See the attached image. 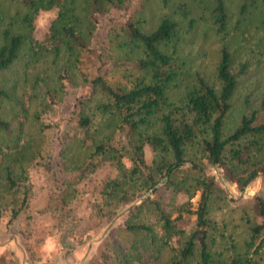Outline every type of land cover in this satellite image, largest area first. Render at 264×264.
Masks as SVG:
<instances>
[{"label": "trees", "instance_id": "trees-1", "mask_svg": "<svg viewBox=\"0 0 264 264\" xmlns=\"http://www.w3.org/2000/svg\"><path fill=\"white\" fill-rule=\"evenodd\" d=\"M9 1L24 8L20 23L25 29H1L0 74L18 57L26 41L32 47L36 18L46 12L44 39L54 56H64L58 75L61 85L71 81V69L77 67L90 87V93L76 101L66 119L67 131L71 130L75 137L81 134L76 140L85 150L79 162L65 161L61 141L58 162L72 177H52L63 194L57 197L55 187L49 191V199L56 202L51 208H60L67 199V185L78 183L104 160L110 161L118 174L102 184L99 200L91 204V215L110 219L131 204L121 223L123 232L131 238L121 250L113 249L114 260L99 259L94 263L264 264V196H251L249 208L241 210L246 233L241 246L228 235L229 243L219 248L217 239L225 235L217 230L209 211L212 195L223 190L214 175L203 172L205 165H213L224 181L235 183L238 189L257 174L264 176V99L254 107L243 104L230 116L232 94L239 76L246 72L248 60L234 62L232 51L222 42L211 74L193 72L183 90L171 96L169 90L174 80L185 75L177 53L180 35L188 32L196 20L188 16L184 3H178L177 10L162 14L153 28L143 30L130 8L133 0H85L86 17L76 14L75 0ZM256 2L240 0V12ZM160 4L170 8L171 0H160ZM204 5L209 8L213 30L225 33V0H204ZM110 10L115 14L108 15ZM99 14L107 16V22L99 28L106 30L109 45L122 55L106 61L100 47V53H91L93 62L84 68L80 52L93 50L87 44L92 37L90 18ZM258 23L264 27V6ZM103 62L120 69L119 79L107 80V65ZM56 91L47 92L52 104ZM5 96L7 92L0 85V97ZM4 124L0 118V126ZM145 144L152 150L150 164L143 156ZM3 170L0 189L12 197L4 202L0 212L11 222L24 213L29 187L26 176L14 174L6 164ZM159 179L173 195L186 196L174 208L175 215L163 207L157 195L155 184ZM133 185H137V190L151 189V194L132 204L137 197ZM196 191V206L190 208L186 203ZM188 218L189 226H181ZM6 225L0 230L5 231ZM64 234L62 229L58 235L60 243H66ZM163 249L168 254L161 259L159 253ZM12 257L14 264H18L13 252Z\"/></svg>", "mask_w": 264, "mask_h": 264}, {"label": "rangeland", "instance_id": "rangeland-1", "mask_svg": "<svg viewBox=\"0 0 264 264\" xmlns=\"http://www.w3.org/2000/svg\"><path fill=\"white\" fill-rule=\"evenodd\" d=\"M178 3H184L189 9L188 16L196 20L188 32L184 31L180 35L177 53L185 75L174 80L170 95L180 93L189 83L193 72L210 75L223 42L232 51L234 62L248 60L246 72L239 76L232 94L230 116L243 104L257 106L264 99V27L258 23L264 0H257L254 6H247L243 12H240V0H225L228 16L225 33L213 30L209 23V8L205 7L204 0H171L170 8H163L160 0H133L130 8L139 19V26L149 30L156 25L162 14L177 10ZM85 6V0H75L76 14L86 17L88 9ZM23 12L22 6L9 0H0V34L6 26L18 31L24 30L25 27L20 23ZM114 14L113 10L108 12V15ZM174 15L179 17L178 13ZM106 17V14H99L95 19L90 18L92 37L87 44L93 50L80 52L84 68L93 62L91 53H100V47L105 52L101 57L106 61L122 55L120 50L117 53L109 45L106 30L99 28L107 22ZM46 25L47 13L43 12L37 16L32 29V47L26 41L18 57L0 74V85L7 92V96L0 97V118L5 123L0 126V178L3 177V166L6 164L14 174L26 176L29 187L23 214L8 222V216L0 212V227L7 224L5 231L0 230V264H14L12 252L18 264H95L99 259L109 261L115 255L113 249L121 250L131 238L121 227L126 208L131 204L125 205L126 208L119 210L110 219L95 217L90 212L91 204L99 200V190L104 181L118 174L110 161L104 160L78 183L67 185V199L60 204V208H51L56 203L49 199V191L55 187L52 177H57V180L72 177L71 172H64L58 162L61 141L65 161L79 162L85 150L76 140L81 134L75 137L71 136V130L67 131L66 119L76 101L90 93V87L80 77L77 67L71 69L74 72L71 81L61 85L58 75L64 56L60 54L56 57L49 50L51 47L48 48L49 43L44 39ZM103 64L107 65L105 76L108 81L119 79V68L108 62ZM53 89L57 91L55 103L52 104L47 92ZM143 156L146 163L150 164L152 150L148 144L143 146ZM203 172L214 175L223 190L212 195L213 202L209 211L217 230L225 235L217 239L218 247L229 243L230 236L237 246H241L246 234L240 219L241 210L249 208L251 196H264V176L257 174L253 181L238 189L235 183L224 181L220 170L213 165H205ZM163 182L159 179L155 184L158 187L157 195L163 207L172 210V215H175L174 208L185 201L186 196L181 193L173 195L164 187ZM133 187L137 197L132 204L152 191L137 190V185ZM55 189L57 197L63 194ZM198 196L199 192L196 191L186 206L194 208ZM11 197L0 189V210ZM58 213L60 216H57ZM191 219H184L180 225L189 226ZM62 229H65L66 243L58 241ZM159 254L163 259L168 251L163 249Z\"/></svg>", "mask_w": 264, "mask_h": 264}]
</instances>
